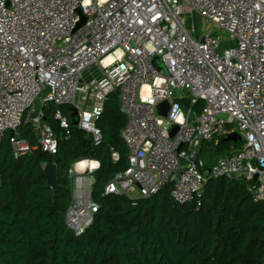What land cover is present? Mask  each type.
<instances>
[{
    "label": "built area",
    "instance_id": "1",
    "mask_svg": "<svg viewBox=\"0 0 264 264\" xmlns=\"http://www.w3.org/2000/svg\"><path fill=\"white\" fill-rule=\"evenodd\" d=\"M185 9L227 36L207 29L194 35L182 22ZM94 65L100 76L85 77ZM114 91L126 114L120 135L127 164L103 193L146 197L171 181L175 202L198 207L207 181L225 177L244 179L252 198L264 199V0H0V142L7 134L13 155L57 151L58 135L44 118L48 103L65 137L76 125L100 144L99 118ZM184 96L188 108L178 100ZM163 100L165 116L157 108ZM23 125L36 141L22 134ZM233 131L242 145L206 165L202 142ZM98 166L80 157L67 168L64 220L77 234L98 207Z\"/></svg>",
    "mask_w": 264,
    "mask_h": 264
},
{
    "label": "trees",
    "instance_id": "2",
    "mask_svg": "<svg viewBox=\"0 0 264 264\" xmlns=\"http://www.w3.org/2000/svg\"><path fill=\"white\" fill-rule=\"evenodd\" d=\"M60 107L69 110L68 104ZM54 109L52 103L44 106V118L58 135L55 153L36 148L15 156L8 135L1 139L0 264H264V199L254 200L244 179H209L198 207L175 202L171 181L146 197L103 193L106 181L127 164L120 135L126 114L116 91L99 118L100 144L76 125L65 137ZM21 132L36 141L29 125ZM207 142L206 165L242 145L224 134ZM111 147L119 154L115 160ZM80 157L99 160L92 184L98 207L77 234L64 216L71 198L67 168ZM46 161L56 165L55 190L44 173Z\"/></svg>",
    "mask_w": 264,
    "mask_h": 264
},
{
    "label": "rangeland",
    "instance_id": "3",
    "mask_svg": "<svg viewBox=\"0 0 264 264\" xmlns=\"http://www.w3.org/2000/svg\"><path fill=\"white\" fill-rule=\"evenodd\" d=\"M181 19L185 27L193 31L194 35H199L201 29H207L213 33L219 34L222 39H224L227 36V32L225 29L219 28L214 23L204 20L196 12H190L188 9H185L184 14L181 16ZM84 76L99 77L100 69L97 67V65H94L90 67L87 72H84ZM64 113L69 115V110L64 111ZM200 156H202L205 159V161L211 156V145L208 144L207 141L202 143Z\"/></svg>",
    "mask_w": 264,
    "mask_h": 264
},
{
    "label": "water",
    "instance_id": "4",
    "mask_svg": "<svg viewBox=\"0 0 264 264\" xmlns=\"http://www.w3.org/2000/svg\"><path fill=\"white\" fill-rule=\"evenodd\" d=\"M84 20H85V18L83 17L78 22V25L81 24ZM153 62L157 68L162 66V63L160 61V57L157 54H155L153 56ZM178 100L184 105L185 108L189 107V97L188 96L180 97V98H178ZM167 107H168L167 100H163L160 103H158V105H157L159 113L163 116L166 115ZM219 115L226 116V113H219ZM73 121L76 122V119H73ZM177 128H178V125L174 124L173 127L170 129V135H173L175 133V131L177 130ZM225 137L226 138H233V139H235V138L240 139L241 135L237 131H233V132H230L227 135H225ZM86 138L89 139V136L86 135ZM43 169H44V173H45V176L47 178L49 185L52 187L53 190H55L56 184H57L55 163L52 161H46L43 165Z\"/></svg>",
    "mask_w": 264,
    "mask_h": 264
},
{
    "label": "bare ground",
    "instance_id": "5",
    "mask_svg": "<svg viewBox=\"0 0 264 264\" xmlns=\"http://www.w3.org/2000/svg\"><path fill=\"white\" fill-rule=\"evenodd\" d=\"M111 58V55H108L106 58H105V60H107V59H110ZM144 92H147L148 91V85H144ZM84 163H86V160H81L80 162H79V164L80 165H83ZM90 164L93 166V165H95V162L94 161H90Z\"/></svg>",
    "mask_w": 264,
    "mask_h": 264
},
{
    "label": "clouds",
    "instance_id": "6",
    "mask_svg": "<svg viewBox=\"0 0 264 264\" xmlns=\"http://www.w3.org/2000/svg\"><path fill=\"white\" fill-rule=\"evenodd\" d=\"M90 2V0H85V4H87V3H89ZM177 119H179V118H177ZM180 122L182 123L183 121H182V119H180Z\"/></svg>",
    "mask_w": 264,
    "mask_h": 264
},
{
    "label": "snow or ice",
    "instance_id": "7",
    "mask_svg": "<svg viewBox=\"0 0 264 264\" xmlns=\"http://www.w3.org/2000/svg\"><path fill=\"white\" fill-rule=\"evenodd\" d=\"M93 166H95V165H93Z\"/></svg>",
    "mask_w": 264,
    "mask_h": 264
}]
</instances>
